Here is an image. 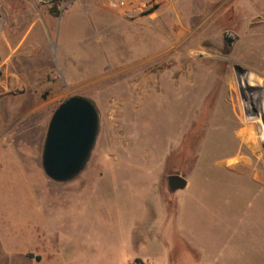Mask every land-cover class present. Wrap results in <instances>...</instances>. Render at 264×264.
<instances>
[{
	"label": "rangeland",
	"instance_id": "obj_1",
	"mask_svg": "<svg viewBox=\"0 0 264 264\" xmlns=\"http://www.w3.org/2000/svg\"><path fill=\"white\" fill-rule=\"evenodd\" d=\"M74 13L92 57L70 79ZM38 51L46 72L29 64ZM76 95L95 104L99 136L84 171L56 183L45 140ZM220 105L243 108L253 152L228 154L237 125ZM0 232L47 264H264V0H0Z\"/></svg>",
	"mask_w": 264,
	"mask_h": 264
},
{
	"label": "water",
	"instance_id": "obj_2",
	"mask_svg": "<svg viewBox=\"0 0 264 264\" xmlns=\"http://www.w3.org/2000/svg\"><path fill=\"white\" fill-rule=\"evenodd\" d=\"M99 131L100 116L93 101L79 95L65 100L53 114L46 136L42 157L46 176L56 183L77 178L91 158ZM168 183L174 191L188 186L180 175H171Z\"/></svg>",
	"mask_w": 264,
	"mask_h": 264
},
{
	"label": "crops",
	"instance_id": "obj_3",
	"mask_svg": "<svg viewBox=\"0 0 264 264\" xmlns=\"http://www.w3.org/2000/svg\"><path fill=\"white\" fill-rule=\"evenodd\" d=\"M80 13H74V17L72 20H69L68 26L66 28V41L61 47L60 52V61L61 64L67 67V74L70 79L78 78L79 75L85 76V71L83 73L80 72V66H83L87 63L88 59H91L92 53L85 52L83 46L81 45L80 41L84 37V26H80V23L83 18V15H79ZM82 24V23H81ZM34 55H37L29 64L34 66L38 73H41L40 70L43 67L44 72H46L47 67L50 66L51 60L50 57L44 53L43 51H38L37 54L31 53L30 58H33ZM17 59H21V57L16 56ZM35 60L37 61L35 63ZM13 66H19V62H12ZM8 72L10 71V65L8 64ZM83 69V68H82ZM84 70V69H83ZM93 71V70H92ZM81 73V74H80ZM12 76L19 77V70H11ZM79 76V77H81ZM170 84L173 85L177 82L175 79L168 81ZM210 84V81L209 83ZM156 89V88H155ZM157 90V89H156ZM158 91V90H157ZM156 91V92H157ZM157 94H159L157 92ZM215 113H220L219 120H227V121H234L237 126L235 128L229 129L233 135V151L228 152V154H232L236 151H248L253 152V148L250 147L248 144L251 142V138L246 136L245 131L251 129V123L248 122L245 118L244 110L241 106H231V105H220L215 107ZM239 124L246 125L244 129H240L238 132L237 127ZM173 131V130H172ZM241 160L234 158V159H227L222 162V164H227L230 167H236L241 164ZM256 180L263 181L259 175H255ZM28 254H33V258L28 257ZM39 257V259H38ZM47 254H42L37 252V250L31 251L29 253L22 252L19 247H14L10 242L8 243L6 238L0 232V264H47ZM144 262L151 261L149 258H142Z\"/></svg>",
	"mask_w": 264,
	"mask_h": 264
},
{
	"label": "bare ground",
	"instance_id": "obj_4",
	"mask_svg": "<svg viewBox=\"0 0 264 264\" xmlns=\"http://www.w3.org/2000/svg\"><path fill=\"white\" fill-rule=\"evenodd\" d=\"M143 39L144 38L138 39L140 44L144 42ZM245 79H247L249 81V83H251L252 85L255 84V77H254L253 74L247 75ZM135 89L138 90L139 86L135 87ZM248 93H249V97H250V100H251L253 113H260V112L263 113L262 104L260 102L258 94H252L249 90H248ZM255 121L258 122V120H256V118H255ZM257 127H259V126H257Z\"/></svg>",
	"mask_w": 264,
	"mask_h": 264
},
{
	"label": "trees",
	"instance_id": "obj_5",
	"mask_svg": "<svg viewBox=\"0 0 264 264\" xmlns=\"http://www.w3.org/2000/svg\"><path fill=\"white\" fill-rule=\"evenodd\" d=\"M28 257L33 258L34 256H33V254H28ZM38 259H39V257H38Z\"/></svg>",
	"mask_w": 264,
	"mask_h": 264
}]
</instances>
